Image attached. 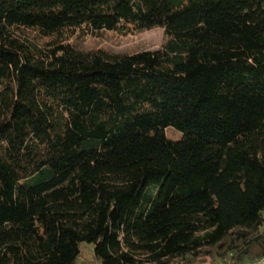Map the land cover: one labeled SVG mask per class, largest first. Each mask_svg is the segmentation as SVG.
Returning a JSON list of instances; mask_svg holds the SVG:
<instances>
[{
	"label": "trees",
	"instance_id": "1",
	"mask_svg": "<svg viewBox=\"0 0 264 264\" xmlns=\"http://www.w3.org/2000/svg\"><path fill=\"white\" fill-rule=\"evenodd\" d=\"M154 28L156 51L69 43ZM83 243L101 264L264 259V0H0V264Z\"/></svg>",
	"mask_w": 264,
	"mask_h": 264
},
{
	"label": "rangeland",
	"instance_id": "2",
	"mask_svg": "<svg viewBox=\"0 0 264 264\" xmlns=\"http://www.w3.org/2000/svg\"><path fill=\"white\" fill-rule=\"evenodd\" d=\"M18 34L22 39L29 40L40 47L49 42V39L41 37L32 30H21ZM166 41L167 37L164 30L154 28L142 32L134 31L127 35L108 31L101 32L97 35H89L83 31H78L70 39L69 43L77 50L87 53L102 51L110 55H133L143 51L159 50ZM166 133L168 138L172 140L181 138V134L173 129H167ZM94 248L95 246L93 244H81V255L76 264H101L95 259ZM222 260L220 259L216 262L211 257H204L197 264H223L225 260Z\"/></svg>",
	"mask_w": 264,
	"mask_h": 264
},
{
	"label": "built area",
	"instance_id": "3",
	"mask_svg": "<svg viewBox=\"0 0 264 264\" xmlns=\"http://www.w3.org/2000/svg\"><path fill=\"white\" fill-rule=\"evenodd\" d=\"M223 264H237L234 255H230ZM245 264H264V259L260 261H255V262H250V263H245Z\"/></svg>",
	"mask_w": 264,
	"mask_h": 264
}]
</instances>
